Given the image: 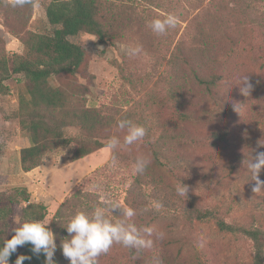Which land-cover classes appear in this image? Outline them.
Wrapping results in <instances>:
<instances>
[{
    "label": "rangeland",
    "instance_id": "rangeland-1",
    "mask_svg": "<svg viewBox=\"0 0 264 264\" xmlns=\"http://www.w3.org/2000/svg\"><path fill=\"white\" fill-rule=\"evenodd\" d=\"M44 1L29 0L20 7L14 6V0H0V59L8 60L10 69L15 58L25 54L31 34L48 33ZM244 1L243 23L252 45L238 47L233 59L218 66L225 75L209 102L211 113L196 107L195 116L202 117L201 122L187 125L183 117L184 72L192 79V70L201 58V43L211 38L213 42L214 9L223 2L232 3V7L234 1L98 0L97 19L104 39L87 32L71 38L85 49L86 60L76 73L54 76L50 84L72 100V110L96 109L113 118L114 123L106 125L98 136L103 142L118 136V155L104 147L73 161L76 144L71 143L47 154L42 165L25 172L21 151L30 141L19 120L24 76L11 74L0 95V193L27 188L32 203L46 206L52 231L60 206L82 190L91 195L90 200L99 198L102 206L112 202L129 206L132 202L136 210L132 222L165 233L162 240L153 237L151 249L130 250L114 244L98 258V264H152L154 256L163 264H253L255 243L243 232H222L214 220H194V209L216 208V215L228 224L264 233V191H252L255 181L246 167L254 152L264 151L258 146L259 141L264 143V0ZM169 13L179 17L177 27L165 35L152 32L150 21ZM238 29L231 23L227 34ZM258 35L257 49L254 38ZM229 42L220 41L219 51L230 50ZM135 45L142 50L127 55L125 47ZM187 58L189 71L184 65ZM242 76H249L250 95L245 96L237 84ZM190 86L189 100L195 105L204 102L202 92ZM122 119L145 126L146 136L124 146L126 129L118 127ZM224 130L231 134L232 153L220 146H203L209 143L208 135ZM170 135L173 143L167 139ZM66 136L75 139L83 135L71 127ZM234 151L241 157L235 171L230 166ZM139 156L149 157L150 163L138 174L134 163ZM259 178L264 181V171ZM90 205L95 206L93 201ZM24 206L26 203L16 206L17 223ZM67 223L61 229L64 237H68Z\"/></svg>",
    "mask_w": 264,
    "mask_h": 264
},
{
    "label": "trees",
    "instance_id": "trees-1",
    "mask_svg": "<svg viewBox=\"0 0 264 264\" xmlns=\"http://www.w3.org/2000/svg\"><path fill=\"white\" fill-rule=\"evenodd\" d=\"M231 7L223 2L213 11V42L203 41L200 48V61L196 70H192V79L184 72L185 91H184V121L188 125L195 120L200 121L202 117L195 116L198 107L205 113H211L209 102L215 95L216 90L224 79V69L220 72L218 66L223 65V61L233 59L232 54L238 47L252 45L247 37L246 26H244L245 1L233 0ZM46 11L49 22V31L46 34H31L25 43L26 51L22 56H17L13 61L12 69L6 59H0V95L6 90V81L11 74L24 76V85L20 99L19 120L22 130L27 134L30 146L21 151V164L25 172L42 165L47 154L54 150L76 144L73 161L80 160L89 156L93 152L106 147L108 142H103L98 136L100 131L109 124H113V118L104 115L100 110L82 109L81 111L72 110V100L59 88L50 84V79L60 74H74L84 64L86 60L85 49L74 43L71 38L83 32L95 34L104 39V32L97 19L98 0H45L42 4ZM236 23L239 29L230 35L227 31L230 24ZM224 33V36L221 34ZM259 35L254 38L256 48H259ZM223 38V39H221ZM226 40L232 47L230 50L219 48L220 41ZM213 44V47H212ZM245 47L243 50H247ZM185 69L189 71V58L185 61ZM184 69V70H185ZM231 75V73H227ZM192 83V84H191ZM193 85L196 90L203 94L204 102L194 104L189 100L190 88ZM193 89V88H192ZM176 92L173 89L171 99H175ZM197 118V119H196ZM75 127L80 129L83 136L68 138L66 130ZM169 143H173V135L167 137ZM208 145L220 146L232 153L231 134L228 130L211 133L206 137ZM189 140V137L187 138ZM118 155V149H115ZM3 156V147L0 141V160ZM241 157L234 151L230 160V166L235 171L240 166ZM131 196V191L128 192ZM90 194L78 190L68 198L58 209L53 233L56 237L57 249L54 255L56 262L69 264V260L63 255L60 247L61 240L66 238L62 228L65 221L78 211H89L97 205H103L99 198L90 200ZM80 198H83L82 200ZM90 200V201H89ZM95 204L91 206L90 202ZM129 201V200H128ZM26 203L22 209L21 221L25 219H45L47 208L42 204H34L30 201V193L27 188H19L13 192L0 193V244L11 238L12 230L20 223L16 221V206ZM129 206L134 207L132 202ZM79 209V210H78ZM78 210V211H77ZM196 217L194 220L199 222L213 221L222 232L235 233L243 232L255 243V256L253 264H264V238L260 230H247L236 228L220 219L214 209H194ZM114 214L118 215L119 210ZM32 245L26 244L18 246L15 253L9 258V264H15L20 255L31 257L26 259L23 264H44L45 257L41 254L37 257L31 251Z\"/></svg>",
    "mask_w": 264,
    "mask_h": 264
},
{
    "label": "clouds",
    "instance_id": "clouds-1",
    "mask_svg": "<svg viewBox=\"0 0 264 264\" xmlns=\"http://www.w3.org/2000/svg\"><path fill=\"white\" fill-rule=\"evenodd\" d=\"M29 0H14V6H24ZM179 23V17L174 13H169L161 18H155L150 21L149 27L157 35H165L169 30L175 29ZM142 50V46H126L125 51L129 56H135ZM241 92L247 96L250 95L252 84L249 82V76H242L237 83ZM239 105L235 110L239 112ZM120 129H126V135L123 137V145L131 146L142 140L147 129L141 124L133 123L130 120L122 119L118 121ZM121 146L118 136L109 138L106 147L115 150ZM259 147H264L260 143ZM115 163V161H113ZM148 163L149 157L139 156L134 163V170L139 174L143 173ZM247 170L251 173L255 181L252 188L254 193L264 191V181L260 180V173L264 171V151L253 153L252 159L247 164ZM119 210V214L114 212ZM118 217L112 219L108 213ZM136 215V210L129 206L121 205L118 202H112L106 206H97L91 211H78L68 221L65 226L68 237L63 238L60 243L63 255L69 260V264H98V258L107 254L114 244L123 246L126 249H151L154 239L162 240L165 233L157 231L152 226L138 227L132 218ZM48 219H25L12 230L11 238H6L0 244V264H9V258L16 252L18 246L31 244V251L37 257L41 254L45 257L44 264H56L54 255L57 249L56 237L49 228ZM26 259L31 257L20 255L15 264H23ZM152 264H163L162 259L154 256Z\"/></svg>",
    "mask_w": 264,
    "mask_h": 264
}]
</instances>
